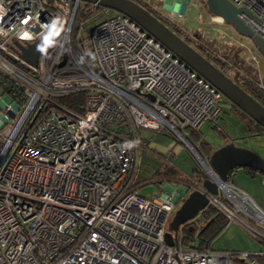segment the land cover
I'll return each instance as SVG.
<instances>
[{"label":"built area","instance_id":"2783aa9c","mask_svg":"<svg viewBox=\"0 0 264 264\" xmlns=\"http://www.w3.org/2000/svg\"><path fill=\"white\" fill-rule=\"evenodd\" d=\"M230 1L245 9L238 16L264 38V0ZM81 2L0 0L6 32L27 15L68 20L60 44L39 54L36 65L13 44L39 38L35 19L29 21L31 41L14 31L0 36V264H230V250L166 244L175 198L142 194L138 186L151 181L133 179L141 130H168L216 181L218 193L208 195L209 203L228 223L244 222L243 215L262 226L244 224L264 240V208L233 182H221L188 143L190 130L217 117L224 96L135 21L105 7L83 2L85 15L92 6L100 18L87 46L79 39L82 49L76 47ZM238 43L253 60L260 55L249 39ZM86 50L94 58L80 63ZM78 91L85 92L82 111L57 102ZM137 139V147L122 149ZM236 254L257 264L264 250Z\"/></svg>","mask_w":264,"mask_h":264},{"label":"rangeland","instance_id":"374dc122","mask_svg":"<svg viewBox=\"0 0 264 264\" xmlns=\"http://www.w3.org/2000/svg\"><path fill=\"white\" fill-rule=\"evenodd\" d=\"M172 1L173 0H146L145 2H147L149 6L146 7L153 13H155V10L167 15L187 33L192 34L199 32L202 38L212 43L220 54L223 55V53H227L230 58L234 52H238L239 58H242V69L249 68L250 70L252 69V72H257L260 83L264 84V57L256 53V60H253L247 52L243 53V48H234L235 46H239L238 42L246 44V37L239 35L231 25L224 23L223 20H216L214 16L207 11L205 3L203 2L204 0L175 1L176 7L173 8L171 12L165 7ZM84 6V3L81 2L72 33V43L80 49L82 48L79 39L85 46L89 43L88 30L93 25L96 17L95 13L97 12L94 11V8L91 6L83 18L81 12ZM82 22H84V24L80 26ZM40 66L41 63L39 61L38 67ZM227 69L231 73V66L228 65ZM222 107L219 116L217 115L213 121L206 122L198 130L197 139H200V141L203 139V141L209 143L213 149L224 144L228 136L235 135L236 133H247L249 131L248 128L244 127V123L243 125L242 122H235L232 118L231 120L227 117V113L225 112L227 109V101L225 98ZM248 124L253 126L251 123ZM144 133L150 135V138L147 141H142V146H145V150L143 152L140 150L137 153L136 169L133 176L135 181H154L153 179L165 175H168V177L171 176V178L174 177L179 180H184L187 179V176H190V174H195V171H202L208 176V173L201 166L202 164H199L197 159L185 148L184 144L174 134L165 129L157 131L147 130ZM233 142L238 146H245L264 156V140L258 135L238 138L233 140ZM188 143H190L193 150L197 153L195 147L191 144L192 142L188 140ZM237 170L243 172V167H237ZM165 180L166 179H163L162 183H164ZM234 181L238 184L234 183L236 186L240 188L244 187L242 188L243 190L247 189L246 184L241 183L238 176ZM255 182L256 183L253 185H258L259 187H257L254 194L249 190V192L247 190L245 191L254 198L261 208H264V183H260L258 176ZM190 183L193 182L190 181ZM181 203L182 201L180 204H176L171 211L169 222L172 220ZM164 237L166 244H174V231L170 228L169 223L165 229ZM217 240L220 242L232 240L233 242L244 244L241 249H248L246 251H249V249L255 245H259L256 233H253L242 222H238L237 220L230 223L226 229L216 237V240L213 241L214 246L218 245L216 243Z\"/></svg>","mask_w":264,"mask_h":264},{"label":"water","instance_id":"95a60500","mask_svg":"<svg viewBox=\"0 0 264 264\" xmlns=\"http://www.w3.org/2000/svg\"><path fill=\"white\" fill-rule=\"evenodd\" d=\"M81 1L108 8L135 21L142 29L180 58L188 67L220 91L230 103L237 106L255 123L264 128V105L255 100L247 91L194 49L187 42L186 37H180L141 4L135 0ZM204 3L210 14L220 17L224 23L231 25L239 35L249 39L260 55L264 57V38L255 33L238 16L240 11L245 10L243 7L235 6L230 0H204ZM91 29L92 27L89 28V33ZM38 43L39 38L25 44L16 40L13 41L14 49L19 56L32 65H36L38 61L39 53L35 50ZM65 60L66 55L63 54L59 65H63ZM148 96L153 99L152 95L148 94ZM207 160L211 170L221 182L227 181L230 171L237 167L252 169L257 173L264 174V156L245 146H238L233 141L214 148L208 155ZM184 190V199L169 222L170 228L174 231V238L177 235L180 224L196 218L206 208L209 203L208 195H216L218 193V185L208 175L199 182V187H194L191 190H188V187H184ZM189 230L192 229L190 228Z\"/></svg>","mask_w":264,"mask_h":264},{"label":"trees","instance_id":"16d2710c","mask_svg":"<svg viewBox=\"0 0 264 264\" xmlns=\"http://www.w3.org/2000/svg\"><path fill=\"white\" fill-rule=\"evenodd\" d=\"M139 4H141L143 7H145L149 12H151L153 15L158 17L161 21H163L169 28H171L176 34H178L180 37L184 38L186 37V40L190 36H195L197 43L196 45H191L194 49H196L198 52L201 53V50H205L212 58L206 57L204 54H202L206 59L211 60V62L219 61L224 66H231V71L234 73L239 79H241L244 82L245 87L243 88L245 91H247L248 94H250L255 100H257L259 103L264 105V87H261L259 78L257 77V72H252V69H242L241 60L242 58H239L238 52H234L233 55L228 56V54H220L218 50L212 45V43H209L208 41L204 40L199 32H195L192 34L187 33L182 27H180L177 23L173 22L167 15L162 14L158 11H155L153 13L149 8L147 2L143 1H136ZM204 2V1H203ZM206 6V5H205ZM149 7V6H148ZM114 12V11H113ZM78 13V11H77ZM77 13L75 16V20L77 17ZM82 17L84 18L85 13L81 12ZM158 14V15H156ZM100 18V15L95 17V21H97ZM74 28V25H73ZM241 48L240 46H235L234 48ZM85 92L84 91H78L71 93L67 96L58 98L57 102L60 103L63 106H66L72 110L75 111H82L83 109V102H84ZM225 98V97H224ZM227 101V99L225 98ZM234 105V104H233ZM223 107H221L222 109ZM240 112L243 116V121L250 122L256 127H261L257 123H255L245 112H243L240 109ZM198 138V130L197 131H191L188 135V140L192 142L193 146L195 147L197 153L207 159L210 152L213 150V148L209 145V143L205 141L197 140ZM199 144V145H197ZM248 169V168H247ZM249 171H252L250 169ZM254 171V170H253ZM196 173L194 176L201 181L203 178L206 177V175L202 171H195ZM202 172V173H201ZM231 173V171H230ZM229 173V174H230ZM197 220H200V225L196 226L194 225L193 230L184 229L185 231L182 232V234H177L175 239L177 241H180L181 246H185L187 248L190 247H198L201 248L203 246H210V243L222 232V230L225 228V226L228 223L226 215L215 205L208 203L206 208L201 212L200 215L196 217ZM247 220H250L246 217ZM254 222V221H252ZM232 223V222H231ZM260 228L262 226L258 225ZM259 243L262 244L259 249L256 250H264V240L259 239ZM232 257L230 258V264H248L244 259L239 258L237 256V252L240 250H230ZM257 264H264V257H257Z\"/></svg>","mask_w":264,"mask_h":264},{"label":"crops","instance_id":"0c3cea01","mask_svg":"<svg viewBox=\"0 0 264 264\" xmlns=\"http://www.w3.org/2000/svg\"><path fill=\"white\" fill-rule=\"evenodd\" d=\"M173 1H179V0H173ZM175 7H176V5L173 8H175ZM165 8H167V10H168V6H166ZM145 131H147V129L146 130L143 129L140 132L143 141H147L150 138V135H147V134L144 133ZM197 140H200V139H197ZM144 148H145V146L141 147V149H140L141 152H143L145 150ZM249 170L250 169L243 168V170H242L243 172H240V170H237V168H236V169L231 171V173L228 176V180L233 182V183H236L234 180L238 176V178L240 179L241 183L246 184L247 189H245V190H247V191L249 190L251 193L254 194V192L257 190V187H259L258 185L257 186L253 185L254 183H256L255 181L257 179V176L260 179V183H264V182H261L262 174L257 173V172H255L253 170L252 171H249ZM239 173H241V174H239ZM193 176H194L193 174H190V176H187V179H184V180L180 179L179 180V179H176L174 177L171 178V176L168 177V175H165V176H162V177H157V178L153 179L154 181H151V182H149V183H147L145 185L138 186L137 190L140 193H142V194H148V193H151V192H155V193L166 192V193L172 194V196L175 198L178 194H182L183 195V193L185 191L184 187H186L187 183L192 180ZM163 179H166L164 183H162ZM242 188H244V187H242ZM240 216H241V220L244 221V222H242L243 224L248 225V226L250 225V226L254 227L255 229H257L258 231L262 230V228H258V226H256L254 222L247 220L246 217H244L243 215H240ZM229 224H227L225 226V228L222 230V232L226 229V227ZM256 236H258V235H256ZM259 239H261V238H259V236H258V242H259ZM215 240H216V238L213 241H215ZM213 241L210 243V246H211L212 249H217V250H233L234 249V250H240V251L248 250V249H241L242 246H244V244L236 243V242H233L232 240L224 241V242H220L219 240H217L216 241V243L218 244L217 246H214ZM260 246H262L261 243H259L258 246L255 245L254 247H252L253 249L251 248L249 250L259 249ZM182 247L184 249H187V247H185V246H182Z\"/></svg>","mask_w":264,"mask_h":264},{"label":"clouds","instance_id":"9594fccd","mask_svg":"<svg viewBox=\"0 0 264 264\" xmlns=\"http://www.w3.org/2000/svg\"><path fill=\"white\" fill-rule=\"evenodd\" d=\"M4 15V10L0 7V19H2ZM35 19L36 23H39L41 31L39 33V43L36 45L35 50L40 55H47L49 49L54 48L60 44V38L62 34L67 30L68 20L67 17L57 15L51 18L50 21L41 22L39 21V15L33 18L31 15H27L24 19L20 20L19 25H13L8 32L5 31L4 28L0 27V36H6L9 32L14 31L15 36L19 40L23 41H31L34 38V34L31 31V25H29V21ZM27 26V27H26ZM85 56L93 57V53L91 51H87L80 57V63L84 62ZM140 141H126L122 145L123 150H130L133 147H137Z\"/></svg>","mask_w":264,"mask_h":264},{"label":"flooded vegetation","instance_id":"af4514ba","mask_svg":"<svg viewBox=\"0 0 264 264\" xmlns=\"http://www.w3.org/2000/svg\"><path fill=\"white\" fill-rule=\"evenodd\" d=\"M187 42L190 44V45H196V43H197V40H196V38H195V36H190L189 38H188V40H187ZM200 51H201V53L202 54H204L206 57H209L210 59L212 58L205 50H201L200 49ZM210 62H211V60H209ZM218 69H220L222 72H224V70H225V74L232 80V81H234L236 84H238L240 87H245L244 86V82L241 80V79H239L234 73H232V71H231V73L228 71V69H227V66H224L223 64H221L219 61H213L212 62ZM220 112H221V109H220V111H219V113H218V116H219V114H220ZM226 113H227V117H229V119H233L235 122H242V124L244 125V127L245 128H248V130L250 131H248L247 133H236L235 135H232V136H228V138H226V142H229V141H233V140H236V139H240V138H243V137H247V136H255V135H258L262 140H264V128H262V127H256L255 125H253L252 123V125L253 126H251V125H249L248 123H250V122H246V121H243L242 119H243V116H242V114H241V112H240V109L237 107V106H235V105H233L232 103H230L228 100H227V109H226V111H225ZM231 119V120H232ZM230 120V121H231ZM225 142V143H226ZM208 158V157H207ZM207 160V159H206ZM208 161V160H207ZM194 175V174H193ZM193 183H190V182H188L187 183V185H186V187H188V190H191V189H193L194 187H199V182H201V181H199L195 176H193L192 177V180H191ZM184 194L182 195V194H178L176 197H175V199H174V201H175V205L176 204H180V202L181 201H183V199H184ZM200 220H197L196 218H194V219H191V220H189V221H186V222H184V223H182V224H180L179 225V227H178V230H177V234H182V232L183 231H185L184 229H192L193 230V228H194V225L196 226V230L198 229L197 228V226H199L200 224ZM191 231V230H190Z\"/></svg>","mask_w":264,"mask_h":264},{"label":"bare ground","instance_id":"6f19581e","mask_svg":"<svg viewBox=\"0 0 264 264\" xmlns=\"http://www.w3.org/2000/svg\"><path fill=\"white\" fill-rule=\"evenodd\" d=\"M216 20L221 21L222 19L220 17H215Z\"/></svg>","mask_w":264,"mask_h":264}]
</instances>
